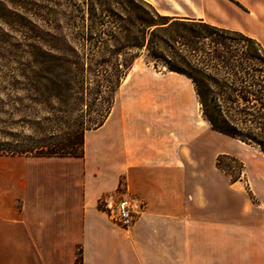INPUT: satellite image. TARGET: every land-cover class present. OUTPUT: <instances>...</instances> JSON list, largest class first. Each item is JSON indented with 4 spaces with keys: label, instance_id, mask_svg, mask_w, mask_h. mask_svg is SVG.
<instances>
[{
    "label": "crops",
    "instance_id": "1",
    "mask_svg": "<svg viewBox=\"0 0 264 264\" xmlns=\"http://www.w3.org/2000/svg\"><path fill=\"white\" fill-rule=\"evenodd\" d=\"M147 1L264 47V0ZM219 154L242 162L239 179ZM119 187L144 203L128 231L98 206ZM78 251L83 264H264V155L210 129L188 78L132 67L82 157L0 156V264H75Z\"/></svg>",
    "mask_w": 264,
    "mask_h": 264
},
{
    "label": "trees",
    "instance_id": "2",
    "mask_svg": "<svg viewBox=\"0 0 264 264\" xmlns=\"http://www.w3.org/2000/svg\"><path fill=\"white\" fill-rule=\"evenodd\" d=\"M80 21L73 34L51 35L44 53L34 45L27 70L1 78L13 91L26 93L15 102L54 101L65 109H57L58 123L42 139L0 140V156L82 157L85 131L105 121L115 92L140 56L190 80L211 130L264 155V47L258 40L202 19L161 14L147 0H94L81 8ZM93 104H98L95 117ZM73 106L88 108L83 121L61 130ZM223 159L237 165L238 177ZM216 166L231 182L241 177L243 164L233 156L219 154ZM75 264H83L81 251Z\"/></svg>",
    "mask_w": 264,
    "mask_h": 264
},
{
    "label": "rangeland",
    "instance_id": "3",
    "mask_svg": "<svg viewBox=\"0 0 264 264\" xmlns=\"http://www.w3.org/2000/svg\"><path fill=\"white\" fill-rule=\"evenodd\" d=\"M92 3L94 0H0V140L12 141L13 144L22 143L28 138L39 140L48 136V129L56 127V117L59 116L57 109H65V106L54 101L46 105L15 102L26 93L13 91V87L1 82V78L20 69L27 70V61L35 51L34 45H38L40 52L44 53L51 35H58L59 30H69L72 34L76 32L75 27L81 22V8L87 10ZM146 66L158 72L167 71L164 65L144 56L138 57L132 65L134 69ZM86 109V106H73L70 113L63 117L65 122L60 124L61 130L70 131L79 127ZM91 109L90 116L95 117L98 104H93ZM70 162L77 164L80 160ZM222 163L233 177L240 175L237 165L231 160L223 159ZM122 196L120 187L111 195L114 203ZM104 197L107 196L101 197L98 202L102 210H106L100 203Z\"/></svg>",
    "mask_w": 264,
    "mask_h": 264
},
{
    "label": "built area",
    "instance_id": "4",
    "mask_svg": "<svg viewBox=\"0 0 264 264\" xmlns=\"http://www.w3.org/2000/svg\"><path fill=\"white\" fill-rule=\"evenodd\" d=\"M100 203L108 210L110 218L125 231L131 228L144 207L141 200L129 195L120 197L115 203L112 197L107 196L102 198Z\"/></svg>",
    "mask_w": 264,
    "mask_h": 264
}]
</instances>
